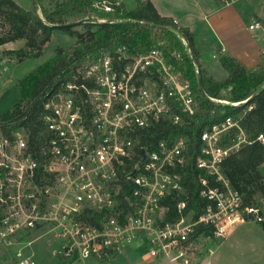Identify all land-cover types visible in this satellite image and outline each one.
Masks as SVG:
<instances>
[{"label":"built area","instance_id":"2783aa9c","mask_svg":"<svg viewBox=\"0 0 264 264\" xmlns=\"http://www.w3.org/2000/svg\"><path fill=\"white\" fill-rule=\"evenodd\" d=\"M119 5L92 3L95 11L111 15ZM92 18L112 21L107 15ZM261 26L254 22L250 28ZM180 38L194 62L188 42ZM184 58L160 46L137 54L126 45L108 50L79 65L52 95L34 142L23 128L10 134L0 128V240L10 248L21 245L15 250L18 264H36L24 256V245L48 226L40 236L54 234L55 253L67 261L111 260L126 243L145 237L152 255L168 264H193L204 243L226 238L248 221L264 224V198L244 206L222 167L233 150L249 142L232 116L201 133L197 166L204 171L200 196L206 200L201 214L195 218L188 200L180 199L176 216L167 217L162 200L182 191L188 139L161 140L154 150L139 140L156 123L181 124L183 114L195 113ZM258 139L264 141V135Z\"/></svg>","mask_w":264,"mask_h":264},{"label":"trees","instance_id":"16d2710c","mask_svg":"<svg viewBox=\"0 0 264 264\" xmlns=\"http://www.w3.org/2000/svg\"><path fill=\"white\" fill-rule=\"evenodd\" d=\"M92 3L91 0H62L53 8L40 5L29 10L16 0H0V17L9 26L8 31L0 35V46L24 40V47L7 51L18 56L19 62L40 57L45 52L53 31L57 29L53 25L73 24L59 29L76 38L70 50L57 48L52 58L18 80L20 98L10 110L0 114L2 131L10 134L14 129L23 128L34 142L44 129L42 115L46 103L71 77L70 73L83 65V61L86 63L124 45L132 54L146 53L155 46H160L168 54L176 49L185 57L181 65L192 81L197 99L196 111L192 115L183 114L181 124L169 121L154 124L142 132L139 140L140 145L154 150L161 140L188 139V158L182 169V191H175L162 200V204L169 207L167 217L176 216V203L180 199L188 200V209L195 211V218L201 214L206 203L200 196L204 171L197 166L203 146L201 133L228 116L239 121L249 142L233 150L225 159L222 165L225 175L231 186L242 195L244 206H251L264 198V174L261 171L264 168V141L258 139L264 135V60L257 68L251 69L236 57L222 56L221 64L228 73L225 80L218 81L209 76L205 79L201 74L205 91L212 98L208 99L200 88L199 65L192 61L181 38L168 29L172 27L183 34L198 63L195 35L190 28L179 26L172 17L160 15L151 0H138L134 9L126 11L125 5L120 3L111 16L112 21L82 22L86 16L92 18L95 10ZM77 25H84L86 31H79L75 28ZM227 87H230L229 101L233 103L252 99L237 105L221 104L216 99L221 98V90ZM262 87L263 90L256 94ZM249 104L254 106L251 110L246 109ZM10 122H15L11 128L8 127ZM261 226L264 229V224ZM206 233L211 234L212 230L208 229Z\"/></svg>","mask_w":264,"mask_h":264},{"label":"rangeland","instance_id":"374dc122","mask_svg":"<svg viewBox=\"0 0 264 264\" xmlns=\"http://www.w3.org/2000/svg\"><path fill=\"white\" fill-rule=\"evenodd\" d=\"M60 1L62 0H48L49 8L55 7ZM167 1L171 4L175 3L174 0ZM178 1L187 4L190 7L189 9L191 11L194 10V5H191L192 3H190V1L176 0V2ZM233 1V6L238 8L240 11L242 10V12H247V14L250 12H261L264 15V0ZM17 2L19 4L27 5L29 7H34V5L37 6L36 3L38 2V0H17ZM126 3L128 7H135V5L137 4L136 0H126ZM40 5H42L41 1ZM126 10L127 9L125 8V11ZM97 15L112 16L111 14H104L103 12L95 10L91 16L94 17ZM86 18H89V16H86ZM249 18L250 17L242 18L241 24L239 26L241 32L240 34L243 40L248 44V47H251L257 41L260 42V44L264 48V28L262 30H258V33L256 34L251 33L248 29V26L250 24ZM209 22L212 23L211 20H209ZM206 24L201 23L198 25L197 31L200 34L198 36L199 41H203V43H205L204 58L207 61L212 62L219 69L221 67L219 63V57H214L213 55L218 54V48L220 46H217L216 39L214 38L213 33L210 31L209 27ZM75 28L82 32L86 31L84 25H77L75 26ZM8 29V24L4 21L2 17H0V35L7 32ZM75 42L76 38L74 36L57 28L53 31L52 38L47 43L45 52L40 57L27 58L28 60L25 59L24 61L20 62V58L18 56L8 54L7 51L18 50L24 47V40L8 42L1 45L0 58L3 57L5 59V63L4 65H1L0 59V69L4 68L5 70L0 77V113L8 111V109H11L13 104L15 103V100L19 93L17 87L18 80L26 76L29 72L34 70L41 63L48 61L50 58H52L55 55L57 48L63 47L67 50H70L75 44ZM197 72H200L203 78H208V76H206L204 73H201L200 66ZM229 98L230 87H227L221 90V98L216 100L222 101L223 104H227L224 102H231L229 101ZM261 171L264 174V168H261ZM43 229V231L40 230L41 232L36 230V232L38 233L33 232L34 234L30 238V240H26L27 242L24 245L26 246L24 248V256L28 255L29 257H31V260L34 261L36 264H59L52 252V250L57 248V243H55L56 240L54 238V234L52 235V233H50L43 239L42 236H40L41 233H44V231L50 229V226ZM28 241H30V243H28ZM203 241L204 240H202L201 242ZM50 242L55 244L53 246H48L47 244ZM149 244L150 242L148 239L136 240L130 244L126 243L123 247V252H126L128 254V257L124 258L121 263L114 262V264H136L142 261V255L148 251ZM203 246L204 251L200 254L202 256L198 258L200 256L199 255L193 264H264V229L258 222L248 221L246 223H242L238 225L235 230H233L226 238H223L219 241L209 242L207 243V245L204 243ZM206 246L207 248L210 247L213 250V253H209L207 251ZM16 248H10L7 244L0 240V264H18L19 258L15 253ZM28 249L30 250L29 252ZM34 249L37 255L34 254ZM197 259H200V261L197 262ZM110 263L113 262L111 261Z\"/></svg>","mask_w":264,"mask_h":264},{"label":"crops","instance_id":"0c3cea01","mask_svg":"<svg viewBox=\"0 0 264 264\" xmlns=\"http://www.w3.org/2000/svg\"><path fill=\"white\" fill-rule=\"evenodd\" d=\"M40 1L42 5L49 8L48 0H40ZM40 1L38 0V2L36 3L37 6L34 5V7H29L23 4H20V5H22L23 7L29 10H33L35 7H40ZM91 1L94 2L96 0H91ZM112 1H117V2H120L121 4H124L127 10H132L137 5L136 4L135 7H128L126 0H112ZM137 1L138 0H136V2ZM151 1L156 7L160 15L166 16V17H172L179 24V26L190 28L192 33L195 35L194 42H195V47L198 51V57H199L198 63H199L201 71L206 76L213 77L214 79L218 81L225 80L228 77V73L223 68L221 61H220V58L222 56L236 57L237 59H239L247 67L251 69L257 68L263 62L264 48L262 47L260 42L256 41L254 45H252L251 47H248V44L243 40L240 34L241 32H240V27H239L241 24L242 18L250 17L249 18L250 24L248 26V29L253 34L258 33V30H262L264 28L263 26L264 15L261 12L260 13L250 12L248 14L247 12H242V10L240 11L238 8L233 6L234 5L233 0H226L225 2L221 0H192V1L188 0L190 1V3H192L191 5H194L193 11H191L189 9L190 7L184 2L183 3H181L180 1L176 2V0H174L175 1L174 4L169 3L167 0H151ZM220 2H223V3H220ZM209 20H211L212 23H210ZM254 22H260L262 26L260 28L251 29L250 26ZM201 23H204V24L207 23L206 25L209 27L210 31L214 35V38L216 39L217 46H220L218 48V54L213 55L214 57L216 56L219 57V63L221 65L219 69L212 62H209L204 58L205 43H203V41H199L198 36L200 34L197 31L198 25ZM8 49H12V48H8ZM0 59H1V65H4L5 59L3 57ZM18 92H19V89H18ZM19 98H20V92L18 93L15 103ZM42 238L44 239L45 236ZM144 239H148V238L140 237L136 240H144ZM132 242H129V244ZM54 244L55 243L50 242L47 245L53 246ZM55 250L56 249L52 250V252H53V255L56 257L57 261L59 262V264H114V262L121 263V261L124 258L128 257V254L126 252H123V248H122L121 253L111 260L102 261V260H98L95 258H89L86 261H72L71 262V261L64 260L60 258L59 256H57V254L55 253ZM34 252H35V255H37L35 249H34ZM201 256L202 255H200L198 258H200ZM111 261L113 263H110ZM199 261L200 259H197V262ZM131 264H134V263H131ZM136 264H168V262L165 258L156 257L152 255L150 253V244H149L148 251L142 255V261Z\"/></svg>","mask_w":264,"mask_h":264},{"label":"water","instance_id":"95a60500","mask_svg":"<svg viewBox=\"0 0 264 264\" xmlns=\"http://www.w3.org/2000/svg\"><path fill=\"white\" fill-rule=\"evenodd\" d=\"M82 22H94V23H97V22H98V19H97V18H87L86 20H84V21H82ZM82 22H80V23H82ZM70 25H73V24H70V23H69V24H64V25H53V26H54V27H57V28H62V27H65V26H70ZM168 29L171 30V31H173V32H175L179 37H183V34H182L179 30H177V29H175V28H172V27H168ZM188 47H189V46H188ZM193 60H194L195 64L197 65L198 63H197V59H196L195 56H193ZM198 76H199L200 88H201V90H202L203 95L206 96L208 99H212V98L207 94V92L205 91V88H204V85H203V81H202V77H201L200 72L198 73ZM262 90H263V87L260 88L256 94L260 93ZM256 94H255V95H256ZM255 95H254V96H255ZM254 96H253V97H254ZM250 99H252V98H250ZM218 102L223 103L222 101H218Z\"/></svg>","mask_w":264,"mask_h":264},{"label":"bare ground","instance_id":"6f19581e","mask_svg":"<svg viewBox=\"0 0 264 264\" xmlns=\"http://www.w3.org/2000/svg\"><path fill=\"white\" fill-rule=\"evenodd\" d=\"M224 103H227V102H224Z\"/></svg>","mask_w":264,"mask_h":264}]
</instances>
